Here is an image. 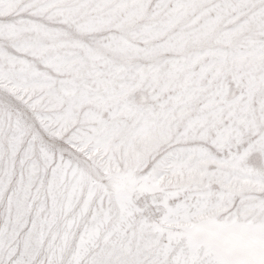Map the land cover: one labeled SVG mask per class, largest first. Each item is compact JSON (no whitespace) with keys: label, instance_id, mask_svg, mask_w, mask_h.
<instances>
[{"label":"snow or ice","instance_id":"6c2138e0","mask_svg":"<svg viewBox=\"0 0 264 264\" xmlns=\"http://www.w3.org/2000/svg\"><path fill=\"white\" fill-rule=\"evenodd\" d=\"M0 264H264V0H0Z\"/></svg>","mask_w":264,"mask_h":264}]
</instances>
